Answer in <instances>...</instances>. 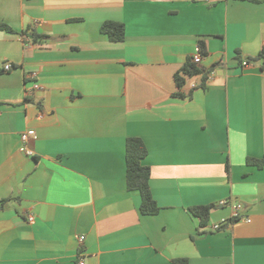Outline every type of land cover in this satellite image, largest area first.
<instances>
[{
    "label": "crops",
    "instance_id": "obj_1",
    "mask_svg": "<svg viewBox=\"0 0 264 264\" xmlns=\"http://www.w3.org/2000/svg\"><path fill=\"white\" fill-rule=\"evenodd\" d=\"M257 1L0 0L16 31H0V264H264V167L251 162L264 159ZM108 21L125 25L123 42L101 33ZM201 42L207 80L179 89ZM135 137L157 215L127 188ZM234 203L251 222L230 221ZM206 205L200 229L190 208Z\"/></svg>",
    "mask_w": 264,
    "mask_h": 264
},
{
    "label": "trees",
    "instance_id": "obj_2",
    "mask_svg": "<svg viewBox=\"0 0 264 264\" xmlns=\"http://www.w3.org/2000/svg\"><path fill=\"white\" fill-rule=\"evenodd\" d=\"M258 2L257 0H249ZM0 31L8 33H16V31L7 23L0 20ZM101 33L108 36L111 42H123L126 37L125 25L119 22L108 21L103 23ZM35 42H41L48 39V36L40 35L35 32L31 34ZM200 53L204 58L207 54L205 44L200 43ZM264 60V51L259 57L250 59L253 62ZM204 74L202 82L207 80V72L201 66L193 61V57L189 58L184 66L176 73L175 80L179 89H182L188 78H193ZM175 97H184L183 94L176 93ZM148 155V149L140 138H129L126 143V162H127V188L130 192H138L141 195V213L144 215H157L160 207L153 197L150 179L151 169L143 163ZM259 167H264L263 160L251 161ZM229 169V166H228ZM4 200L0 202V208L8 202ZM216 205L196 206L190 208L191 214L199 220L200 229L205 228L210 220L211 211ZM202 234V233H200ZM189 260L185 258L174 259L172 264H188Z\"/></svg>",
    "mask_w": 264,
    "mask_h": 264
},
{
    "label": "built area",
    "instance_id": "obj_3",
    "mask_svg": "<svg viewBox=\"0 0 264 264\" xmlns=\"http://www.w3.org/2000/svg\"><path fill=\"white\" fill-rule=\"evenodd\" d=\"M193 61L200 65L203 61V57H202L201 53H197L196 55H194ZM243 66L244 67L249 66V62L244 61ZM12 69H13V66L11 64H7L4 66V70L6 72L11 71ZM211 75H214V73H212ZM37 77H38V74L36 72H32V73L27 75V79L31 80V81H35L37 79ZM194 87H196V86H194ZM29 139H30L29 134H27V133L22 134L20 150L27 157H33L34 152L28 146ZM227 204H228V201L220 202V205H227ZM232 205H233V213H232L231 220H230L231 222H238V221H242V220H244L248 223L251 222V220L248 217L243 215V207L240 203H234ZM28 221L30 223H34L35 218L33 216H30L28 218ZM228 222H229L228 220L223 219L219 223H215L214 225H212V230L218 232V231L222 230V228L224 226H226L228 224ZM84 239H85L84 237L80 238L81 241H84ZM80 264H85V261L81 260Z\"/></svg>",
    "mask_w": 264,
    "mask_h": 264
}]
</instances>
